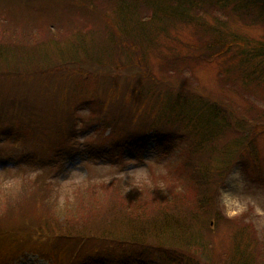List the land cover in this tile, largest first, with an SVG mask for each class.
I'll list each match as a JSON object with an SVG mask.
<instances>
[{"label": "trees", "instance_id": "trees-1", "mask_svg": "<svg viewBox=\"0 0 264 264\" xmlns=\"http://www.w3.org/2000/svg\"><path fill=\"white\" fill-rule=\"evenodd\" d=\"M51 1L57 5L58 14L53 15L55 27L43 23L35 30L24 23L18 29L16 23H19V15L32 23L40 15L42 3L38 4L37 0H7L1 8L0 68L7 73L5 80L14 83L19 90L29 86L24 91V99L33 107L40 93L31 95V88L34 85L38 92V84L47 80L46 69L51 68L48 60H56L61 65L51 68L57 72L78 68L85 71V67L90 66L88 71L99 67L109 72L113 68L105 61L113 52L118 51L124 56L120 58L121 63L124 60L127 67L133 65L132 59L137 56L135 59L138 58L140 67L144 69L136 92L142 105L139 107L132 101L128 103V96L125 102L120 103L106 100L110 106L100 100L97 105L101 107L91 114L90 121L100 124L103 127L101 131H109L111 141L129 143L134 149H143L146 137L150 133L155 134L163 154H179L174 158L176 172L165 175L163 180L159 179L162 176L152 173L147 177L149 182L145 183L135 180L125 184L121 176L104 179L99 184L89 177L83 185L68 184L69 196L62 204L55 198L48 199L46 193L61 192L64 186H57L43 176L32 182L25 180V187L30 183L36 187L34 192L41 200L37 204L39 209L23 203V196L29 198L26 189L20 191L22 195H18L20 192L17 193L16 189L8 194L6 190L0 191V264H6L22 252L47 256L52 264H199L200 259L207 264H259L262 246L254 226L245 227L252 232L249 239L246 233H239L241 242L230 256L219 263L203 251L206 244L198 224H202L204 230L214 218L219 219V212L212 207V202H215V193L223 187L232 166L239 162L247 166L249 158L257 167L256 171L263 175L255 143L257 138L243 136L242 130L247 122L251 127L254 122L258 124L257 133L264 130V119H255L264 117V108L250 104L252 106L245 112L244 121L235 116H222L215 104L207 102L208 99L201 101L195 100L193 94H178L181 92L173 82H169L171 77H168L171 80L157 81L147 64L150 63V51L169 49L176 40L172 31L195 23L199 30L211 36L207 41L200 35L196 43L203 48L209 62L211 55L212 58L219 55L224 63L240 58L234 67L231 64L222 71L228 80L232 79L228 76L229 71L235 68L240 78L242 76L241 82L252 79L256 84L261 83L264 81V38L246 33L250 37L246 42L236 33L242 29L230 31L228 25L216 17V24L209 20L203 23L200 19H206L215 9L226 17L232 12L247 27L261 31L264 29V0ZM193 11L197 12L193 14ZM48 13L52 15L50 11ZM62 42L68 45L66 49L59 45ZM232 42H240L244 48L235 53L227 52ZM247 44H251L250 47ZM170 56L159 68L183 78L182 57L175 52ZM246 64L256 68L245 71L243 67ZM3 80L0 75V81ZM177 81L180 85V80ZM42 96L43 99L48 98L44 94ZM104 104L108 109L102 108ZM153 107H158L157 113L150 111ZM124 108H129L130 112L123 114ZM50 112V116L55 114L59 119L47 118L43 123L54 129L55 141L58 139L60 144L62 137L73 140L77 126L75 112L63 100L54 104ZM220 128L225 132L234 131V134L225 133L230 139L225 146L217 143ZM17 134L13 131L11 136L16 139ZM38 148L47 153L42 147ZM20 197L21 200H17ZM30 198L29 202L34 200ZM60 243L65 250L72 252L68 261L55 250Z\"/></svg>", "mask_w": 264, "mask_h": 264}, {"label": "rangeland", "instance_id": "rangeland-1", "mask_svg": "<svg viewBox=\"0 0 264 264\" xmlns=\"http://www.w3.org/2000/svg\"><path fill=\"white\" fill-rule=\"evenodd\" d=\"M6 1L7 0H0V11L1 8L4 7V4H6ZM37 2L38 4L42 3L40 15L37 16L35 20H32V23L29 22V20L27 22V19L24 20V16L19 15V23H16L18 29L23 26V23L34 30L39 24L46 23L49 26L55 24L53 15L55 16V14H58L57 5L51 0H37ZM48 11L52 13L51 16H49ZM193 12V14H195L197 11ZM199 14L202 16V12H199ZM229 15L231 16L226 17L224 13H220L219 10L217 11L215 9L210 11L206 19L200 20L203 23H207L209 20L212 24H216L214 21L216 17L220 21L226 23L230 31L232 30L234 32L236 29L240 28L242 31L236 33H239L240 38L242 37L241 40L243 39L246 42L250 41V37L246 33L257 38H264V29L260 31L259 28H249L246 23L238 20L236 18L237 16L234 17V13L231 12ZM230 18H232V20ZM235 22H238L239 25ZM13 27H15V25H13ZM53 27H55V25ZM69 29L73 31L71 27H69ZM233 32H231V35H233ZM171 34L176 40L169 45V49H154L149 53L150 63L147 65H149L157 81L162 82L166 79L171 80L168 78L171 77L172 81L169 82H173V85L181 92L178 94H193L195 100L202 101V99H208L209 101L207 102L215 104L218 110L222 112V116L226 114L231 117L235 116L236 118H241V120L244 119L246 115L245 112H247V109L252 105L257 106L258 102L264 103V101H261V99L264 98V81H261L259 84H256L252 79L245 83L241 82L242 76L240 78V74L235 68L229 71L228 76L232 78L230 80H228L227 74L222 72L231 64L234 67V64H236L237 61L239 62L240 58L236 56L237 61L236 59H232L229 60L228 63H224L219 55L215 58H212L213 55H211V61H208L209 59L205 56L203 48L196 43L200 40V35H203L204 39L207 41L211 36L199 30V27L195 23L188 26H181L178 30L172 31ZM102 37L103 36L100 38L103 40ZM20 38L23 39L22 36ZM104 38L106 39L105 36ZM59 45L64 49L68 47L65 42L59 43ZM247 45L250 47L251 44ZM242 48H244L242 43L232 42L231 46L227 47L226 51L235 53ZM66 51H68V49ZM173 52L177 53L178 56L183 59L181 66L183 78L175 74H170L169 71L166 70L161 71L159 68L165 64L166 58L171 57L170 53ZM228 55L230 56V54ZM189 56L190 58H188ZM111 57H113L112 60H110ZM111 57L105 61L106 64L113 68V70L109 72L101 70L99 67L92 69L93 71H88L91 66L89 68L85 67V71L78 68L72 71L57 72L51 68H59L61 65L56 60H48L47 62L50 64L51 68L46 69L48 70L47 80H42V82L38 84V92L34 90L36 88L34 85H32L31 88V91L33 90L31 95L40 93L41 97H38V94L37 98L39 99H37L36 96L34 97V95L32 96L37 99L36 105L33 107H31L30 104L27 105L25 103L26 99H24V91H26L29 86L25 85L19 90L14 83L5 80L8 78L6 76L7 73L0 68V75L4 78L3 81H0V188H2L0 191L6 190L8 194L9 191L12 192L15 189L17 193L26 189V193L29 195L28 197H33L34 200L29 202V198L23 196L22 199L25 198L23 203L26 206L31 204L34 209H39L40 207L37 206V204L40 203L41 200L37 197L39 194L34 192L36 187L32 186V183H30V186L28 185L25 187L23 185L25 180H31L32 182L38 176H43L47 180H52L57 186H64V188L60 190L61 192L56 191L53 192V194L46 193L48 199L55 198V200H59L58 202L62 204L65 198L69 196V191L67 190L70 188L68 189L66 186L68 184L75 186L83 185V182L89 179V177L99 184L104 179H112L121 176H123L122 179L125 181V184L134 183L135 180L145 183L148 181L147 177H150L152 173H155L158 177L162 176L159 179L163 180L165 175L174 174L176 172L174 158H178L179 154L177 153L176 156H167L163 154L155 134L150 133L146 137L143 149L142 147L141 149H134L129 143L118 144L111 141L109 131H101L103 127L100 126V124L91 123V114L101 107V105H97V102L100 100L105 101V104L110 106L107 104L106 100L110 103H120L125 102V97L128 96V103L132 101L134 104H138L139 107L142 105L137 99L138 94L136 93L138 86H140L139 83L142 81V76L144 75V69L140 67L141 62H139L138 58L135 59V57H137L135 56L132 59L133 65H130L131 67L128 65L127 67L123 64V62H125L124 60L121 63L124 56L122 57L120 52H113ZM82 65L83 67L85 66L84 63H82ZM42 66L45 67L43 64ZM63 67L66 66L63 64ZM253 67L256 68L255 66L246 64L243 68L245 71H250ZM177 80H180V85ZM163 88L166 90L165 87ZM42 94L48 96V98L43 99ZM61 100L75 112L77 118L75 126L76 122L77 126L76 135L73 140L64 139L62 137L59 139L60 144H58V139L55 141L54 129L47 127L46 123L43 122L47 118L59 119L55 114L50 116L52 113L50 110L53 109L54 104H57ZM172 100H174V98ZM105 104L102 105V108H107ZM43 107L46 108L44 109ZM254 109L259 112L258 108L254 107ZM123 110V114L130 112L129 108H124ZM153 110L157 113L158 107L150 109V111ZM246 118L251 120L248 116ZM255 119L262 121L264 117L259 118L258 116V118ZM247 123L243 126V136L244 134L248 135L250 138L256 136L255 138H257V140L255 143L256 148H258L257 155L260 157V164L264 169V130L257 133L258 124L254 122L252 123L254 125L251 127ZM2 128H4V130H2ZM13 131L18 133L17 140L11 136ZM6 132H9V134H6ZM225 133L234 134V131L225 132L220 128L217 143L222 144L221 146H225L230 140L228 134ZM62 142L64 144H62ZM38 146L47 150V153H43ZM55 148L57 149L55 150ZM66 148H70V150ZM247 160L250 161L247 166H244L245 164L240 162L232 166L233 171L239 170L242 173V177L236 180V189L232 187L230 183L224 184L223 188L231 191L237 190L242 196H264V173L260 175L259 172L256 171L257 167L253 166V161L251 162L249 158ZM22 169L25 170L22 171ZM219 190L220 189L215 193V202H212V207H214L217 213L219 212V214H217L219 219L214 218L215 220L211 221L210 226H208V228L205 227L204 230L203 227H201L202 224H198L200 226L198 230L202 235V240L206 244L205 250L203 251L211 255L214 261L221 263L224 261L225 257L230 256L234 252L238 242H241L239 233H246L249 239L252 232L251 230H245V227L248 226L252 228L253 226L255 227V225L250 219L252 215L251 212L244 213L235 218L224 216L217 204ZM18 195H22L21 192ZM17 200L20 201L21 197ZM52 207V210L55 209ZM96 209L97 206L95 207V211ZM254 229H256V227ZM256 233L257 240L260 246H262V250L260 251L262 258L259 264H264V234L258 233L257 229ZM64 248L65 246L61 243L55 246V250L61 254V258L68 261V259L71 258L72 252H68V250ZM200 260L199 264H207L203 259ZM6 264L52 263L47 256L33 252H22V254L9 260ZM193 264H195V262Z\"/></svg>", "mask_w": 264, "mask_h": 264}, {"label": "clouds", "instance_id": "clouds-1", "mask_svg": "<svg viewBox=\"0 0 264 264\" xmlns=\"http://www.w3.org/2000/svg\"><path fill=\"white\" fill-rule=\"evenodd\" d=\"M258 107L264 108V103L258 102ZM242 177L239 170L231 171L225 178L224 184L230 183L236 189V180ZM217 204L222 214L235 218L251 212V220L257 232L264 234V196H242L238 191L225 190L222 186L218 192Z\"/></svg>", "mask_w": 264, "mask_h": 264}]
</instances>
